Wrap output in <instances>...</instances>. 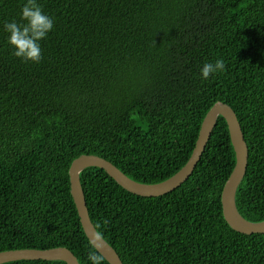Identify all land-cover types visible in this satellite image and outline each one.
I'll return each instance as SVG.
<instances>
[{
  "label": "trees",
  "instance_id": "obj_1",
  "mask_svg": "<svg viewBox=\"0 0 264 264\" xmlns=\"http://www.w3.org/2000/svg\"><path fill=\"white\" fill-rule=\"evenodd\" d=\"M37 2L54 28L33 63L13 55L4 29L22 22L26 0H0V252L65 247L90 264L72 162L95 155L138 183L163 182L185 166L216 103L235 112L248 147L236 208L264 221V0ZM218 59L225 69L204 79ZM234 166L219 116L191 176L168 194L139 197L96 167L79 180L123 264H264V234H240L222 215Z\"/></svg>",
  "mask_w": 264,
  "mask_h": 264
},
{
  "label": "water",
  "instance_id": "obj_2",
  "mask_svg": "<svg viewBox=\"0 0 264 264\" xmlns=\"http://www.w3.org/2000/svg\"><path fill=\"white\" fill-rule=\"evenodd\" d=\"M221 116L227 123L229 136L235 152V166L224 184L221 193V208L225 222L234 231L243 235L264 234V221L259 223L244 219L235 204L236 191L244 178L248 163V147L235 112L225 103H216L206 114L189 160L176 174L156 184H141L122 173L109 161L95 156L82 155L69 168L70 193L77 210L83 232L91 246L103 255L108 264H123L116 251L100 236L91 222L82 191L79 174L86 168L102 169L124 190L139 197H160L177 189L192 174L205 151L210 136ZM15 261H63L78 264L74 254L65 247L47 250L24 249L0 252V264Z\"/></svg>",
  "mask_w": 264,
  "mask_h": 264
},
{
  "label": "clouds",
  "instance_id": "obj_3",
  "mask_svg": "<svg viewBox=\"0 0 264 264\" xmlns=\"http://www.w3.org/2000/svg\"><path fill=\"white\" fill-rule=\"evenodd\" d=\"M21 21L15 20L4 24L9 34L8 44L14 49L13 55L23 62L39 63L42 59L40 41L44 40L54 28V21L46 15L37 0H26L21 9ZM225 69V62L218 59L215 63H205L201 75L208 79L212 74ZM90 264H103L104 257L98 251L88 253Z\"/></svg>",
  "mask_w": 264,
  "mask_h": 264
}]
</instances>
